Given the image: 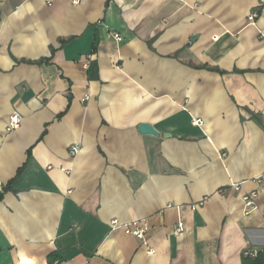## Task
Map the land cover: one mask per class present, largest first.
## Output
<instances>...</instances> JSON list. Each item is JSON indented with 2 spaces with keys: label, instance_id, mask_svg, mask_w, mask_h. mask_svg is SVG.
Masks as SVG:
<instances>
[{
  "label": "crops",
  "instance_id": "obj_1",
  "mask_svg": "<svg viewBox=\"0 0 264 264\" xmlns=\"http://www.w3.org/2000/svg\"><path fill=\"white\" fill-rule=\"evenodd\" d=\"M0 180V264L264 255V0H0Z\"/></svg>",
  "mask_w": 264,
  "mask_h": 264
},
{
  "label": "built area",
  "instance_id": "obj_2",
  "mask_svg": "<svg viewBox=\"0 0 264 264\" xmlns=\"http://www.w3.org/2000/svg\"><path fill=\"white\" fill-rule=\"evenodd\" d=\"M73 2L76 3V2H78V0H73ZM256 17H257L256 14H252L249 17V20L253 22V21H255ZM113 37L118 42H120L122 40V37L119 34L114 33ZM85 67L88 68V64H86ZM87 99H88V97L85 98L84 101ZM21 121H22V117L19 114H17V113L13 114L9 120L8 131H13V130L19 128ZM193 125L194 126H201V125H203V120L202 119H194ZM80 150H81L80 146L78 144H75L70 149V155L72 157H75L80 152ZM3 187H4V184L0 180V194L2 193ZM233 188L235 189V191H240V185L239 184L233 185ZM257 198H258V192H256V191L247 192V193L243 194L242 201L244 204V213L246 215H250L252 213L259 212L264 219V208H261L258 205ZM126 229H127L128 233L135 235L138 239H144V233L146 231L145 229L133 230V229H131V227L129 225L127 226ZM184 231H185L184 222L179 220L175 234L181 235L184 233ZM245 255H249L251 257H256L258 255V251H256V250L248 251L245 253ZM55 263L57 264V262H55Z\"/></svg>",
  "mask_w": 264,
  "mask_h": 264
},
{
  "label": "water",
  "instance_id": "obj_3",
  "mask_svg": "<svg viewBox=\"0 0 264 264\" xmlns=\"http://www.w3.org/2000/svg\"><path fill=\"white\" fill-rule=\"evenodd\" d=\"M139 131L141 134H149L154 136H159L160 134L156 131V129L148 124V123H141L139 126Z\"/></svg>",
  "mask_w": 264,
  "mask_h": 264
},
{
  "label": "trees",
  "instance_id": "obj_4",
  "mask_svg": "<svg viewBox=\"0 0 264 264\" xmlns=\"http://www.w3.org/2000/svg\"><path fill=\"white\" fill-rule=\"evenodd\" d=\"M264 256L263 253L258 252L256 257L244 255L245 264H264L260 259Z\"/></svg>",
  "mask_w": 264,
  "mask_h": 264
}]
</instances>
